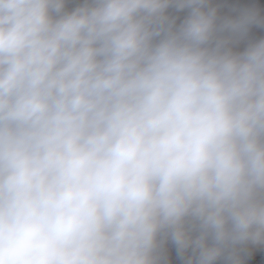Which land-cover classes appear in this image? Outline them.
<instances>
[{
  "label": "clouds",
  "instance_id": "clouds-1",
  "mask_svg": "<svg viewBox=\"0 0 264 264\" xmlns=\"http://www.w3.org/2000/svg\"><path fill=\"white\" fill-rule=\"evenodd\" d=\"M209 4L0 0V264L264 244V39L234 50L261 21Z\"/></svg>",
  "mask_w": 264,
  "mask_h": 264
},
{
  "label": "rangeland",
  "instance_id": "rangeland-1",
  "mask_svg": "<svg viewBox=\"0 0 264 264\" xmlns=\"http://www.w3.org/2000/svg\"><path fill=\"white\" fill-rule=\"evenodd\" d=\"M263 1L264 0H250V5H254L255 3H259ZM84 3L85 0H65L64 12H71L76 7L82 6ZM250 10L256 11L261 22L249 26L246 36L234 45V50L236 51H243L244 48L247 47L249 43L256 42L260 39H264V9H250ZM189 11L190 10L187 8L182 10L175 9L174 19H173L175 21L174 27H179V25L183 22V20L188 16ZM241 13L242 12L239 11V16ZM250 30L254 32V34L252 32L253 36H251V41H250ZM224 35H228V33L226 32V34Z\"/></svg>",
  "mask_w": 264,
  "mask_h": 264
},
{
  "label": "built area",
  "instance_id": "built-area-1",
  "mask_svg": "<svg viewBox=\"0 0 264 264\" xmlns=\"http://www.w3.org/2000/svg\"><path fill=\"white\" fill-rule=\"evenodd\" d=\"M196 234L197 233H193L194 236ZM237 255L240 258L241 264H264V244L245 243L240 245L237 247ZM189 258H192L193 264H195L191 250L186 253L185 261ZM166 260L168 264H185V261H181L179 258L173 256L170 243L167 245ZM215 264H230V262L222 256L218 258Z\"/></svg>",
  "mask_w": 264,
  "mask_h": 264
},
{
  "label": "crops",
  "instance_id": "crops-1",
  "mask_svg": "<svg viewBox=\"0 0 264 264\" xmlns=\"http://www.w3.org/2000/svg\"><path fill=\"white\" fill-rule=\"evenodd\" d=\"M209 7L217 8L218 20L217 23H222L225 19H237L239 11L243 12L249 9H264V1L250 5V0H210ZM178 8L173 5L166 10V14L171 20L174 19V11ZM252 32L250 30V41ZM226 34L223 33L222 35ZM254 34V32H253Z\"/></svg>",
  "mask_w": 264,
  "mask_h": 264
}]
</instances>
